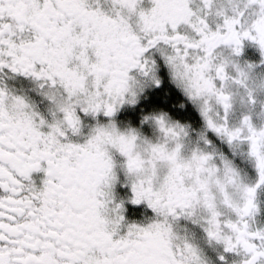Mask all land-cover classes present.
<instances>
[{
    "label": "snow or ice",
    "instance_id": "snow-or-ice-1",
    "mask_svg": "<svg viewBox=\"0 0 264 264\" xmlns=\"http://www.w3.org/2000/svg\"><path fill=\"white\" fill-rule=\"evenodd\" d=\"M0 264H264V0H0Z\"/></svg>",
    "mask_w": 264,
    "mask_h": 264
}]
</instances>
